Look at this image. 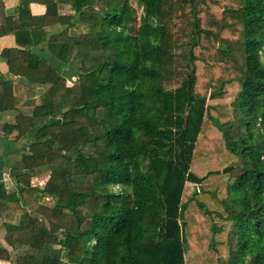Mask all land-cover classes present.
<instances>
[{"label": "trees", "instance_id": "trees-1", "mask_svg": "<svg viewBox=\"0 0 264 264\" xmlns=\"http://www.w3.org/2000/svg\"><path fill=\"white\" fill-rule=\"evenodd\" d=\"M135 1H22L18 43L45 51L9 70L51 111L0 77L29 137L0 262L264 264V0Z\"/></svg>", "mask_w": 264, "mask_h": 264}, {"label": "crops", "instance_id": "crops-1", "mask_svg": "<svg viewBox=\"0 0 264 264\" xmlns=\"http://www.w3.org/2000/svg\"><path fill=\"white\" fill-rule=\"evenodd\" d=\"M23 0H0V77L11 79L14 81V94L22 99H27L30 92L35 93L37 100L34 110L36 113L44 112L49 114L50 107L40 105L39 93L45 90V87L32 85L27 82L23 75H17L9 70L10 63H25L31 60L33 54L38 55L43 53L44 46L38 47H22L16 38V31L20 29H29L28 15L22 17L19 21L17 19L20 11V6ZM47 8L40 3H32L30 5V13L32 16L45 15ZM69 6H62L60 8L61 14L71 13ZM72 29V28H71ZM70 30V29H69ZM42 46V47H41ZM43 48V50H41ZM15 111H6L0 113V188H11L15 182V167L16 162L22 157L23 151L27 148L29 143L28 138L15 140V135H8L5 131V126L14 123ZM39 178V177H38ZM9 182V184H8ZM18 219V217H17ZM6 211L0 208V246L6 245L5 234L6 229L4 223L6 222ZM3 264H10L3 262Z\"/></svg>", "mask_w": 264, "mask_h": 264}, {"label": "rangeland", "instance_id": "rangeland-1", "mask_svg": "<svg viewBox=\"0 0 264 264\" xmlns=\"http://www.w3.org/2000/svg\"><path fill=\"white\" fill-rule=\"evenodd\" d=\"M133 3H134V5L135 6H137V2L135 1V0H133ZM139 12H141V10L139 9ZM87 31V29L86 28H84V27H76V28H72V29H70V30H68L63 36H57L55 39L56 40H65V39H67L68 37H70V36H73V35H78V34H80V33H84V32H86ZM262 60L264 61V52L262 53ZM74 79V78H73ZM72 79V80H73ZM39 100V99H38ZM37 114H44V112H39V113H37ZM228 168H231V167H228ZM49 175H43V176H41V177H39V178H34L33 180H32V184L33 185H41V186H44L45 185V183H47V181H48V179H49V177H48ZM8 184H9V182H8ZM45 202L47 203V204H49V205H52L53 204V201L52 200H49V199H46L45 200ZM76 228H77V224L76 223H74L72 226H71V228L70 229H72V230H76ZM37 233H38V231H37ZM45 241H46V244L44 245V246H46L47 248H49V249H52V250H57L58 248L55 246V244L51 241V239H48L47 237L45 238ZM0 264H3V262H0Z\"/></svg>", "mask_w": 264, "mask_h": 264}]
</instances>
